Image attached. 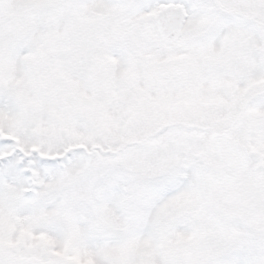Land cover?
I'll return each instance as SVG.
<instances>
[{"label": "snow or ice", "instance_id": "1", "mask_svg": "<svg viewBox=\"0 0 264 264\" xmlns=\"http://www.w3.org/2000/svg\"><path fill=\"white\" fill-rule=\"evenodd\" d=\"M0 264H264V0H0Z\"/></svg>", "mask_w": 264, "mask_h": 264}]
</instances>
